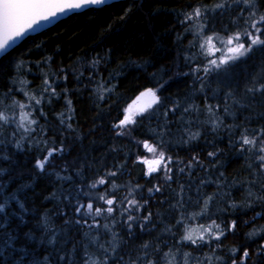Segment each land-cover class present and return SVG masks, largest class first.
Returning <instances> with one entry per match:
<instances>
[{
    "label": "trees",
    "instance_id": "1",
    "mask_svg": "<svg viewBox=\"0 0 264 264\" xmlns=\"http://www.w3.org/2000/svg\"><path fill=\"white\" fill-rule=\"evenodd\" d=\"M220 2L122 0L89 8L0 59L7 118L0 121V264H91L105 256L107 264H185L186 253V264H241L245 250L243 264H264V250L257 251L264 231L249 235L264 229V201L256 200L264 196L257 158L264 153L259 144H241L243 134L251 139L264 128V98L245 92L264 74V45L206 74L219 52L202 48L203 38L250 30L249 6L227 0L213 11ZM197 7L202 15L185 20ZM255 7L258 19L264 0ZM148 88L158 102L141 96ZM61 146L43 170L36 166ZM213 221L220 227L208 230ZM189 232L196 243L183 239ZM170 252L174 259L165 257Z\"/></svg>",
    "mask_w": 264,
    "mask_h": 264
},
{
    "label": "snow or ice",
    "instance_id": "2",
    "mask_svg": "<svg viewBox=\"0 0 264 264\" xmlns=\"http://www.w3.org/2000/svg\"><path fill=\"white\" fill-rule=\"evenodd\" d=\"M108 2V0H0V53L6 52L9 48L12 47L13 44L16 43L18 39H21L23 37H26L29 32L36 31L38 28H42L45 26V24H50L53 20L58 19L60 16H65L70 12H76L81 9L91 7V6H100L104 5ZM227 0H221L220 3H217L214 5V8L212 9L215 11V9H222L226 6ZM240 2H243L245 5L249 6V17L251 18V24H250V30H246L244 32H237L233 35L228 36L225 38H218L219 43L221 44V48H215L214 50L217 52H221L222 55L219 58V61L216 59H213L208 62V65H206L203 68V71L207 74L208 72L213 70L214 68H220L221 65H227L231 61H236L240 59L241 57L246 56L249 52L252 51L253 47H258L264 45V36H262V33H264V14H260L258 19L257 16V10L255 7V0H240ZM203 11H208V9H204ZM202 15V9L197 7L195 8L191 13H188L185 16V20H191L193 17H200ZM202 27L199 29V31H202ZM242 37H246L249 41L247 46L242 42ZM213 41V36H208L205 38V43L211 45ZM202 48L205 46V44L200 45ZM212 66V67H209ZM194 72L200 71V68L197 67L193 69ZM47 83V81H46ZM163 87V85H161ZM156 89L148 88L145 90V93H141V96L145 94H149L153 97V102H158L160 100V97L156 95ZM245 92L247 94H250L252 99H255V96L259 94L262 98H264V74H262L261 77H258L252 81L251 87H246ZM40 101L37 100V103ZM69 104H71V101H68ZM21 108L24 107V105H20ZM151 107V105H149ZM178 105H174L173 111L178 108ZM191 107V106H189ZM219 107L218 105L216 106ZM207 109L210 113L213 112V107L211 105L207 106ZM185 112L189 111V108L184 109ZM227 112V109H225ZM28 113H25L21 119H26L28 117ZM165 116H167V111L164 113ZM214 115V113H213ZM6 117L3 113H0V121H6ZM129 121V117L125 115L123 120H120L119 125L124 126ZM29 124H35V120H29ZM214 127H218L219 124L217 121H212ZM247 132V130H245ZM199 135V133L192 134V138H196ZM259 138V139H258ZM241 144L243 145H252L253 147H256L259 144V151L264 153V128H259L254 130L252 134V138L250 139L247 134H243L241 136ZM63 146L61 147H52L47 150V154L43 157V159L37 160L36 166L43 170L46 166V164H49L52 162L51 158L58 153L63 152ZM208 155L214 156L215 153L209 152ZM161 158L164 156V153H160ZM259 161L261 162L260 167L264 168V155H259L257 157ZM171 159V158H169ZM159 163V161H157ZM154 169H150V171H153ZM168 171H171L168 169ZM182 171V170H181ZM111 175H115V173H111ZM167 179H171V176H168ZM99 184H104L105 180L101 178L97 181ZM96 185L93 184L92 187H95ZM160 189L157 187L156 191H159ZM152 189H149V192H151ZM252 193L249 192V196H251ZM100 199H105L103 196L100 197ZM211 200V197L208 198V200L205 201V205H207L208 201ZM257 201H264V196H258L256 197ZM107 205H113L114 201L113 199H106ZM130 204L135 205L137 202L135 200L129 201ZM250 206V205H249ZM3 205H0V208H2ZM85 207L84 205H81L80 207L76 208V212L79 213L81 208ZM87 213L91 214L93 211V205L91 203H88L86 205ZM101 209L96 208L95 213L97 215L101 214ZM108 213H112L114 209L112 207H108L106 209ZM257 216L260 215V213L256 214ZM151 217V213H149L148 216L144 217L145 221H149ZM135 218L131 215L128 216V221H133ZM255 219V217L253 218ZM87 223V221H85ZM129 228H131V224L128 225ZM215 226L216 228H219L220 226L215 223V221L212 222L211 225L208 226V230H211V228ZM105 228L108 227V225H104ZM143 227V225H141ZM235 227V221L232 222V228ZM259 231H264V229L257 230L253 233H250L249 235H256L259 234ZM223 231L220 232L219 235H223ZM219 235L215 237V239H219ZM201 240L204 239L203 235L199 237ZM184 240H190L192 243H196V240L193 239L191 233L189 232L187 235L183 237ZM148 245L145 244L144 248H147ZM113 252L116 250V245H113L112 248ZM264 250V245L260 246V249L257 251ZM232 251L235 253L237 249H232ZM147 256V253L144 254ZM165 257L171 256L172 259H174V254L165 253ZM185 255V264L187 261V257L189 254ZM249 257V252L245 250L243 252V255L241 257V264ZM108 257L105 256L103 261H100L99 259L92 260L91 264H107ZM85 264H88V261H85ZM131 264V262H129ZM147 264H157L156 261L148 260ZM167 264H172V260H168ZM210 264V262H209ZM233 264H236V261L233 260Z\"/></svg>",
    "mask_w": 264,
    "mask_h": 264
},
{
    "label": "water",
    "instance_id": "3",
    "mask_svg": "<svg viewBox=\"0 0 264 264\" xmlns=\"http://www.w3.org/2000/svg\"><path fill=\"white\" fill-rule=\"evenodd\" d=\"M118 1H122V0H108V2H107L106 4H104V5H100V6H91V7H87V8L81 9V10L76 11V12H70V13H68V14L65 15V16H60L58 19L53 20L50 24H45L44 27H42V28H38L36 31L29 32L28 35H27L26 37H23V38H21V39H18V40L16 41V43L13 44L12 47L9 48L6 52L0 53V59H1L3 56H5L7 53H9L10 51H12L15 47H17L22 41H24V40H25L26 38H28L29 36H34V35H36V34L42 32V31H44V30L50 28L51 26L55 25V24H56L57 22H59L60 20L66 18V17H68V16H70V15H72V14H74V13H80V12L86 10V9H89V8H100V7H103V6H105V5H108V4H111V3H114V2H118Z\"/></svg>",
    "mask_w": 264,
    "mask_h": 264
},
{
    "label": "rangeland",
    "instance_id": "4",
    "mask_svg": "<svg viewBox=\"0 0 264 264\" xmlns=\"http://www.w3.org/2000/svg\"><path fill=\"white\" fill-rule=\"evenodd\" d=\"M212 7H214V6H212ZM233 35V34H232ZM210 36V35H209ZM229 35H225V36H221V37H213V41H212V44L211 45H209V44H207V43H205V38H203V40L201 41L203 44H205V47H206V49H209V50H211L212 48H221L222 46H221V44L219 43V39L218 38H227ZM208 37V36H207ZM222 55V53L221 52H219V53H217V56H218V58H220V56ZM148 99H153V97H149ZM127 116H128V114H127Z\"/></svg>",
    "mask_w": 264,
    "mask_h": 264
}]
</instances>
